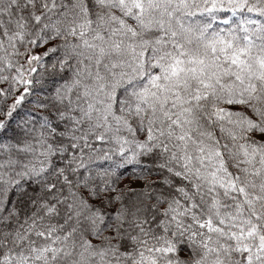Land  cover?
<instances>
[{
    "label": "snow or ice",
    "instance_id": "1",
    "mask_svg": "<svg viewBox=\"0 0 264 264\" xmlns=\"http://www.w3.org/2000/svg\"><path fill=\"white\" fill-rule=\"evenodd\" d=\"M0 264H264V0H0Z\"/></svg>",
    "mask_w": 264,
    "mask_h": 264
}]
</instances>
